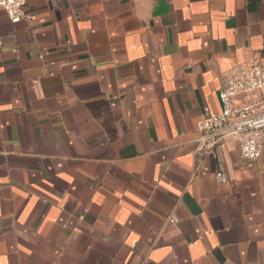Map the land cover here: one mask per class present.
Wrapping results in <instances>:
<instances>
[{
    "label": "crops",
    "instance_id": "1",
    "mask_svg": "<svg viewBox=\"0 0 264 264\" xmlns=\"http://www.w3.org/2000/svg\"><path fill=\"white\" fill-rule=\"evenodd\" d=\"M25 15L0 11V264H264V153H197L224 78L264 64V0Z\"/></svg>",
    "mask_w": 264,
    "mask_h": 264
},
{
    "label": "built area",
    "instance_id": "2",
    "mask_svg": "<svg viewBox=\"0 0 264 264\" xmlns=\"http://www.w3.org/2000/svg\"><path fill=\"white\" fill-rule=\"evenodd\" d=\"M27 0H0V11L12 24L27 20ZM221 111L198 122V155L213 153L223 137L235 138L243 160H257L264 153V64L253 63L224 78L218 91ZM223 132V136H219ZM217 182L226 180L222 172Z\"/></svg>",
    "mask_w": 264,
    "mask_h": 264
}]
</instances>
